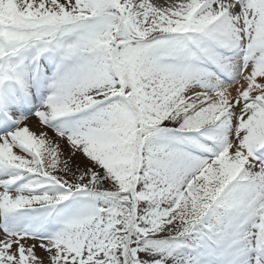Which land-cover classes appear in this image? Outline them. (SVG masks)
I'll return each instance as SVG.
<instances>
[{
	"label": "rangeland",
	"instance_id": "obj_1",
	"mask_svg": "<svg viewBox=\"0 0 264 264\" xmlns=\"http://www.w3.org/2000/svg\"><path fill=\"white\" fill-rule=\"evenodd\" d=\"M31 1L16 0L25 19L46 0ZM23 18L11 26L21 29ZM0 33V57L27 37ZM96 66L102 71L98 60ZM152 66L166 68L143 61L133 81L100 72L67 100L72 109L98 103L97 119L108 110L107 147L60 138L31 120L28 133L0 151V217L39 205L19 213L27 222L38 219L34 225L0 233V264H215L212 245L226 244L242 224L247 235L263 233L264 64L256 65L250 90L219 96L185 91L192 81L154 74ZM157 126L166 132H154ZM41 171L71 191L109 198L68 201ZM258 254L264 258V247Z\"/></svg>",
	"mask_w": 264,
	"mask_h": 264
},
{
	"label": "bare ground",
	"instance_id": "obj_2",
	"mask_svg": "<svg viewBox=\"0 0 264 264\" xmlns=\"http://www.w3.org/2000/svg\"><path fill=\"white\" fill-rule=\"evenodd\" d=\"M254 4H260L261 9L264 10V0H255ZM252 6L250 3H245L239 8L230 9L221 0H126L121 4V10L123 16L127 15L136 19L148 16L151 21H158L161 24L159 27L165 28L167 32H173L174 34L183 30L187 25L189 33L202 32L209 41L217 43L218 48L223 49L225 45L227 54H235L237 52L235 49L239 48L237 42L240 41L234 36V30L237 26L240 28L241 33L250 34L251 36H249L252 38L264 37V13L255 15ZM208 7L212 8L210 13L207 12ZM198 15H200L199 18ZM189 17H191L190 20ZM211 18H215L214 22ZM227 59L222 56V59L218 58L216 60V63L222 67L221 70L228 67L234 68V63L225 62ZM230 73H226L225 76L234 77L237 74L236 72L231 73L232 75ZM249 82L244 80L234 87L222 85L215 88V90L221 88L215 93L219 95L223 92L237 94L235 93L236 88L239 87L238 91L240 92L246 89ZM210 87L204 83V85L201 84L200 90L210 89ZM252 89L255 90V88ZM193 91L196 90L193 88ZM31 127H33L32 124ZM29 129L30 124L22 126V131L26 133ZM247 227L249 226L245 228ZM237 248L258 250L260 243L246 237L245 234H241V237L238 238L233 237L229 245H223L217 249L220 256L215 259V264H228L231 262ZM251 264H262L261 259L258 256L253 257Z\"/></svg>",
	"mask_w": 264,
	"mask_h": 264
}]
</instances>
